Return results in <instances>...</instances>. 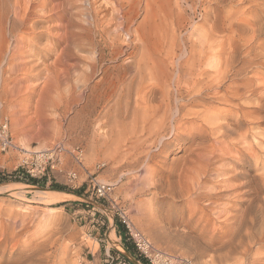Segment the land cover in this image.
I'll return each mask as SVG.
<instances>
[{
	"label": "rangeland",
	"instance_id": "rangeland-1",
	"mask_svg": "<svg viewBox=\"0 0 264 264\" xmlns=\"http://www.w3.org/2000/svg\"><path fill=\"white\" fill-rule=\"evenodd\" d=\"M48 1L47 8L64 6L60 14L70 17V0ZM90 1L74 0L77 45L71 55L65 50L67 41L56 47L53 36L58 31L47 32L38 46L24 48L21 55L17 53L23 46L7 31L0 38V118L7 117L18 148L1 157L0 170L11 174L26 154L64 149L45 177L32 178L44 182L42 186L0 183L23 186L20 195L0 194V264H102L108 249L133 255L122 217L156 248L195 264H264V245L218 234L232 213L234 197L246 219L258 225L264 220V0H147L149 7L143 0L129 29L109 20L112 0ZM93 5L100 10L97 17ZM94 18L101 26L93 25ZM106 25L110 35L101 34ZM104 40L108 45L103 50ZM12 51H17L16 59L9 65ZM229 54L237 71L233 103L222 88L223 97L213 100L206 123L177 116L180 122L165 141V155L156 156L149 167L155 177L145 178L143 159L129 148L134 135L120 133L132 129L135 113L157 105L159 94L155 101L154 92L163 85L164 71L172 96L173 79L186 59L202 58L203 68L213 76L214 66ZM188 107L187 112L202 110ZM76 149L82 152L80 162L72 155ZM158 149L152 154H160ZM213 157L217 159L206 187L220 193L216 210L221 213L206 229L210 212L196 195L195 169ZM70 173L76 176L72 181ZM53 184L70 192L51 190ZM98 184L105 186L101 195ZM36 191L64 196L45 203L34 198ZM13 232L17 237L11 239Z\"/></svg>",
	"mask_w": 264,
	"mask_h": 264
},
{
	"label": "bare ground",
	"instance_id": "bare-ground-1",
	"mask_svg": "<svg viewBox=\"0 0 264 264\" xmlns=\"http://www.w3.org/2000/svg\"><path fill=\"white\" fill-rule=\"evenodd\" d=\"M51 1L53 2L56 0H51ZM91 1H93V4L96 3L95 0H91ZM142 1L143 0H112L113 6L111 8L113 9L114 15L112 14L111 15L112 17L109 20H111V21L116 20L117 26L119 28L129 29L130 28L129 25H131L133 23V20H134L133 15H135L136 9ZM144 1H145V6H148L149 4H148L147 0H144ZM48 2H49L48 0H0V38L1 37L4 38V34L7 31V33L9 35H11L12 37H14L16 39V41H17L16 43H19L20 45L23 46V47L21 46L22 48L19 50L20 52H18V53H17V51L16 52L12 51L13 53H12V55H10V59L9 58L7 59L9 61L8 62L9 65H12L13 62L15 61L16 53L18 55H21V54H23L24 48H30V47L35 48L36 46H38L39 41L42 40L44 35L46 36L47 32H49V31H51V32L52 31H58L53 36L54 43H55L56 47L61 46L63 41H67L65 50H68L69 54L71 55V53H72L71 51L77 45L76 44L77 34L75 31L76 27H77L76 26L77 22L74 19V12H73L74 7H75V2H74V0H70L67 3L68 4L67 9L69 11V16H70L67 20L65 18H63L62 14H60L61 10H58L59 8L61 9L64 6L62 7L61 5H59V8H58V6L54 3V5L51 4L52 6H50V8H47L49 6ZM89 5H91V4H89ZM93 8H94V5H93ZM144 9H146V7ZM92 12H94V15H95L94 17H97L98 14H100L99 13L100 10L98 8H94ZM143 13H144V11H143ZM9 14H12L11 19L8 16ZM144 17H145V15H144ZM149 18H151V17H149ZM64 20H66L65 23H61ZM52 21H57L58 23L55 26L52 25L51 28H48V27L43 28L42 27V24L44 25V23H46V22L48 23V22H52ZM92 21H93L94 26L99 27L100 24H99L97 18H94ZM107 25H109V23ZM107 25L102 26L103 27L101 30L102 35H107L109 33ZM143 25H141V27ZM150 26L152 27V25H150ZM84 28H85V30H87L86 29L87 27H84ZM138 29H139V27H138ZM195 29H193V30H195ZM61 31H64V32L62 33ZM141 31H143V30H141ZM163 31H164V29H163ZM135 34H136V32H135ZM109 35H110V33H109ZM188 35H189V33H188ZM135 37H136V35H135ZM142 38H143V36H142ZM151 38H154V36ZM112 39H114V37H112ZM153 41H154V39H153ZM156 43H158V41ZM124 44H126V43H124ZM107 45H108V42L106 40H104V41H102L101 48L104 50L105 48H107ZM109 46H111V45H109ZM159 46H160V44H159ZM114 48H115V46H114ZM102 49H101V51H102ZM0 51H2V49ZM61 52H64V50H62ZM116 52H117V49H116ZM10 53H11V51H10ZM10 53L7 52L6 56L8 57ZM192 56L193 57H189L188 59H186L184 65L181 64L182 65L181 69H178L179 70L178 73L175 75L174 79L172 78L174 80L173 81L174 91H173L172 96L169 95L167 88L165 87L166 83L168 81V74H167V72L164 71L163 75H161L162 76L161 77L162 82H160L163 85L160 84L157 86L159 89L158 93L156 91L154 92V99L153 100H155V101L158 100L157 95L159 94V101H158L157 105L152 106V107L150 105H148L147 107L144 108L145 111L143 110L142 113H140L138 110L139 113L134 114V116H133L134 119L131 122V124H133L132 129H124L123 133H120V135L129 134V131H130V134L134 135V137H133L134 141H132V142L130 141V147L129 148L133 149V150L135 149V154H138L139 157L143 159L142 166L146 167V169H145L146 170L145 171L146 177L145 178H147V179L148 178L153 179L155 177L154 171L149 169V167H151V164L153 163L156 156L162 157V155H165L164 153L167 151V146H168V143H166L165 141H166V139L170 138L169 137L170 134L176 128L175 124L180 122V121H178V119H177L178 122L176 121L175 118L177 116H181V118H182V119H180L181 121H183L185 118H187V119L191 118V119L196 120V122L201 121L202 123H206V121L203 122L205 120L204 117L210 111V108L212 107L211 104H212L213 100L221 99L223 97V96L221 97L220 93H219L220 90H222V88L225 89L226 100L230 103V105L233 103L234 97L238 95V94L235 95L236 94V90H235L236 86L235 85H236L237 71L235 68V58H234L233 54H229L226 61H224V62L219 61L214 66V68H215L214 74L215 75H213V76L211 75V73L209 74L208 69L203 68L202 58H200V57L196 58L194 55H192ZM100 58H103L102 52L100 53ZM7 60L4 62H7ZM152 62L155 63L154 61H151V63ZM155 64H157V61ZM155 64H152L153 69L156 67ZM9 68L11 70V67H9ZM165 70H166V68H165ZM152 73H153V70H152ZM106 75H107V70L105 71L104 76L106 77ZM182 84H184V86L186 87V89L184 91H183L184 87L181 89ZM95 87H96V85H95ZM128 93H129V90H128ZM151 93H153V91ZM210 93H212V94H210ZM148 96H149V94H148ZM148 96H147V98H148ZM92 100H91V104L94 105ZM125 106H126L125 107L126 117H129V115H130L129 104L127 103ZM188 106H198V107H201L202 110L198 111V109H197L194 112L193 111L187 112L186 109ZM217 111L219 112L222 110L217 109ZM105 116L108 117L107 112H106ZM212 126H213V123H212ZM125 138L127 139V137H125ZM118 140H119V138H118ZM153 148H159L158 152L160 154H152ZM213 159H214L213 161L207 160V161L203 162L200 165L199 169L198 168L195 169L196 176L198 177L197 178L198 181L194 186L195 190L198 193L197 194L195 193V194L198 196V199L206 202L205 206L210 212L209 215L206 217L205 222H204V228H206V229H208V227H210L212 225V223L215 221L216 217L218 218L219 214L221 213L220 210H216V203L219 200L220 193L215 192V191H211L208 187H206V178L212 173V171L214 169V168H212V166H213L215 159H217V158L213 157ZM129 165H131V164L129 163ZM22 189H23V186H21V185L3 184V185H0V194H19L20 195V193H22ZM229 193L233 196V192H229ZM61 196H64V195L60 192L36 191L34 193V198H36L38 201L45 202V203H52L56 200H59L61 198ZM238 200L239 199L236 197H234L230 200L229 209L232 213H231V215H229V213H228L229 218L228 219L226 218V220H225L227 223L226 225H223V224L219 225L220 229L218 231V234L220 232L231 233L233 235L231 238H234V236H239L240 239H242L244 237L243 239H247L248 243L250 241L251 243H255L257 245L260 244V246L264 245V220H263V222H261L258 225L257 222H254L253 220L249 221L248 219H246V217L243 214L244 210H243V212H240V209L238 208V206H239L238 202H237ZM203 209H204V207H203ZM215 224L216 223H214L213 226L216 228ZM14 237H17V234L15 232L12 233L10 238L12 239Z\"/></svg>",
	"mask_w": 264,
	"mask_h": 264
},
{
	"label": "built area",
	"instance_id": "built-area-1",
	"mask_svg": "<svg viewBox=\"0 0 264 264\" xmlns=\"http://www.w3.org/2000/svg\"><path fill=\"white\" fill-rule=\"evenodd\" d=\"M11 150H18V148L14 146L9 133L7 117H2L0 118V160ZM63 150L62 147H56L43 152L26 154L27 157L21 160L16 171L29 178L45 177L48 170L55 167ZM75 151L72 155L80 162L82 152L78 149ZM100 167L102 165H98V168ZM0 172L2 171L0 170ZM68 177L71 181L76 178L75 174L71 173ZM96 187V192L101 195L105 186L98 184ZM121 223L124 229L125 242L132 246L134 254H127L125 249H116L115 251L108 249L105 251L102 264H195L188 258L173 255L153 246L125 217H122Z\"/></svg>",
	"mask_w": 264,
	"mask_h": 264
},
{
	"label": "trees",
	"instance_id": "trees-1",
	"mask_svg": "<svg viewBox=\"0 0 264 264\" xmlns=\"http://www.w3.org/2000/svg\"><path fill=\"white\" fill-rule=\"evenodd\" d=\"M10 180L23 181L27 184L34 185V186H42V184H44V182H42V181L40 183L36 179L29 178L28 176H25V175L23 176L18 171L13 172L11 174H6L4 172H0V183H4V182L10 181ZM50 189L55 190V191H60V192H70V190H68L67 188L59 186L57 184L51 185ZM127 249L128 250L130 249L129 245L127 246Z\"/></svg>",
	"mask_w": 264,
	"mask_h": 264
}]
</instances>
